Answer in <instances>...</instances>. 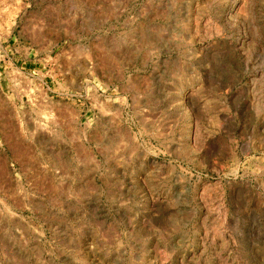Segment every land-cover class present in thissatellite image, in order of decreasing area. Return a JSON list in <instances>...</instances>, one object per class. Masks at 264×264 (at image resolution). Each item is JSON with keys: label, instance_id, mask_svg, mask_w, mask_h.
Returning a JSON list of instances; mask_svg holds the SVG:
<instances>
[{"label": "rangeland", "instance_id": "374dc122", "mask_svg": "<svg viewBox=\"0 0 264 264\" xmlns=\"http://www.w3.org/2000/svg\"><path fill=\"white\" fill-rule=\"evenodd\" d=\"M0 264H264V0H0Z\"/></svg>", "mask_w": 264, "mask_h": 264}, {"label": "bare ground", "instance_id": "6f19581e", "mask_svg": "<svg viewBox=\"0 0 264 264\" xmlns=\"http://www.w3.org/2000/svg\"><path fill=\"white\" fill-rule=\"evenodd\" d=\"M185 97H187L186 94L184 95V98H185ZM185 99H186V98H185ZM184 101H185V100H184ZM102 114H103V113H102ZM193 123H194V122H193ZM193 123H192V124H193ZM192 126H193V125H192ZM191 130H192V129H191ZM192 131H193V130H192ZM134 141H135V140H134Z\"/></svg>", "mask_w": 264, "mask_h": 264}]
</instances>
